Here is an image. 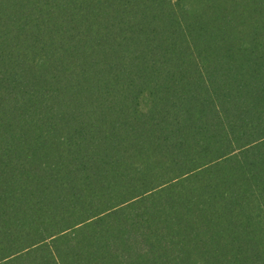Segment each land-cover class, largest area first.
<instances>
[{"label": "trees", "instance_id": "1", "mask_svg": "<svg viewBox=\"0 0 264 264\" xmlns=\"http://www.w3.org/2000/svg\"><path fill=\"white\" fill-rule=\"evenodd\" d=\"M0 264H264V0H0Z\"/></svg>", "mask_w": 264, "mask_h": 264}]
</instances>
